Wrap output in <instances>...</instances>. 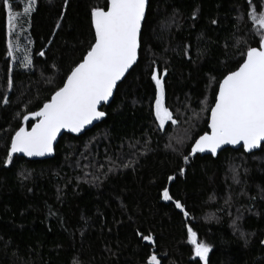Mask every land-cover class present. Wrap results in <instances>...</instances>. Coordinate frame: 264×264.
Instances as JSON below:
<instances>
[{
	"label": "trees",
	"instance_id": "obj_1",
	"mask_svg": "<svg viewBox=\"0 0 264 264\" xmlns=\"http://www.w3.org/2000/svg\"><path fill=\"white\" fill-rule=\"evenodd\" d=\"M3 3L0 264H150L153 254L160 264H205L189 228L211 245L206 264H264V146L191 155L219 81L259 45L251 15L264 0H149L138 62L103 106L106 118L64 134L44 160L9 157L11 138L83 59L94 43L91 11L107 0H35L28 13L30 0H9L12 28ZM154 70L176 121L163 128Z\"/></svg>",
	"mask_w": 264,
	"mask_h": 264
},
{
	"label": "snow or ice",
	"instance_id": "obj_2",
	"mask_svg": "<svg viewBox=\"0 0 264 264\" xmlns=\"http://www.w3.org/2000/svg\"><path fill=\"white\" fill-rule=\"evenodd\" d=\"M34 3L35 0H30L26 13L31 11ZM145 5L146 0H107L106 10L100 7L92 9L94 43L68 73L63 86L53 92L38 111L29 114L37 118L31 129L21 126L12 136L9 157L19 152L27 156L51 153L53 141L61 129L79 132L85 125L105 115L98 110V105L108 100L117 81L137 59L138 34L145 15ZM3 6L9 9V28H12L16 16L12 13L9 0H4ZM251 19L261 30L259 45L248 47L239 67L228 71L219 81L208 125L211 131L196 139L192 146L193 153L207 149L215 155L221 145L240 142L246 150H250L264 141V5L258 14L252 13ZM11 53L12 46L9 44ZM30 63L28 59L23 66L28 67ZM152 80L157 88L154 105L156 120L161 128L166 121L175 124L172 113L164 104L162 77H158L155 70ZM23 119L28 120L29 116ZM5 163L8 161L5 160ZM183 171L180 169L181 173ZM168 179L172 180L173 177L169 176ZM163 199H172L167 187L163 189ZM175 207L184 211L179 200L175 201ZM184 215L188 213L185 211ZM188 236L194 245L195 256L206 264L211 245L204 241L198 242L191 228L188 229ZM142 238L145 241L152 240L150 235ZM148 260L150 264H160L155 254L150 255Z\"/></svg>",
	"mask_w": 264,
	"mask_h": 264
},
{
	"label": "water",
	"instance_id": "obj_3",
	"mask_svg": "<svg viewBox=\"0 0 264 264\" xmlns=\"http://www.w3.org/2000/svg\"><path fill=\"white\" fill-rule=\"evenodd\" d=\"M148 5H149V0H146V5H145V15H144V18L142 19L141 21V29H140V33L138 34V49H137V59L136 61L133 63L132 66H130V68L125 72V74L121 77V79L119 81H117L116 85L114 86L113 88V92H112V95L108 98L107 101H102L100 105H98V110L99 111H103L105 113V115L99 119H95L93 120L90 124L88 125H85L79 132H72L70 129H61L57 135H56V138L55 140L53 141V151L51 153H45L43 156H36V155H33V156H27L25 155L23 152H19V153H13L12 156L14 155H19V156H22V157H25L26 159L28 160H44V159H48V158H52L55 154V147L57 145V143L59 142V139L64 135V134H72V135H75V136H79V135H82L85 131L87 130H90L93 126H95L96 124L102 122L105 118H106V112L102 109L103 106L105 105H109L113 98H114V95H115V92H116V89L118 87V85L125 79V77L128 75V73L130 72V70L133 68V66L138 62V59H139V51H140V36H141V31H142V27H143V24H144V20H145V17H146V13H147V8H148ZM106 10V9H105ZM215 104V103H214ZM29 116V119L28 120H24V124L22 125L24 128H26L27 130H30L31 127H28L27 123L31 120H34V123L37 122V118L36 117H32L30 116L29 114L27 115ZM210 117H211V111H210V116H209V121H210ZM33 123V124H34ZM208 125H209V122H208ZM211 129L208 127V131L207 132H210ZM204 134V133H203ZM202 134V135H203ZM199 138V137H198ZM197 138V139H198ZM195 143V142H194ZM193 143V144H194ZM193 146V145H192ZM264 146V141H261L260 144L256 147V148H253V149H250V150H246L244 147H243V143L240 142L238 144H223L221 145L217 151H216V154L213 155L209 150H205L203 152H195L193 153L192 152V147H191V155L192 156H196V155H211L213 156L214 158H217L218 155L225 149H234V150H238V149H243L247 154H251L253 152H257V151H260L262 149V147Z\"/></svg>",
	"mask_w": 264,
	"mask_h": 264
},
{
	"label": "rangeland",
	"instance_id": "obj_4",
	"mask_svg": "<svg viewBox=\"0 0 264 264\" xmlns=\"http://www.w3.org/2000/svg\"><path fill=\"white\" fill-rule=\"evenodd\" d=\"M166 123V122H165ZM172 139H174V138H172ZM184 138H182V140H183ZM196 239H197V241L198 242H200V240L197 238V236H196ZM192 244V243H191ZM193 245V244H192ZM193 248H194V245H193Z\"/></svg>",
	"mask_w": 264,
	"mask_h": 264
}]
</instances>
